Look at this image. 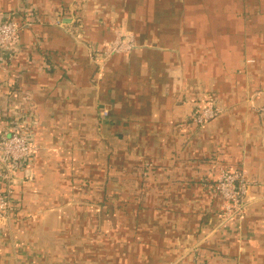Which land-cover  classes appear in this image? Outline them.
Segmentation results:
<instances>
[{
    "label": "crops",
    "instance_id": "crops-1",
    "mask_svg": "<svg viewBox=\"0 0 264 264\" xmlns=\"http://www.w3.org/2000/svg\"><path fill=\"white\" fill-rule=\"evenodd\" d=\"M15 17L0 133L22 116L35 151L0 264H264V0H0ZM222 169L250 183L228 221Z\"/></svg>",
    "mask_w": 264,
    "mask_h": 264
},
{
    "label": "built area",
    "instance_id": "built-area-1",
    "mask_svg": "<svg viewBox=\"0 0 264 264\" xmlns=\"http://www.w3.org/2000/svg\"><path fill=\"white\" fill-rule=\"evenodd\" d=\"M20 21L18 17L0 21V52L15 53L22 28ZM133 47L132 40L128 42L120 37L105 45L101 52L92 54V56L99 64H102L112 56L127 53ZM221 113V108L216 107L213 103L208 104L195 116V123L204 125ZM22 118L19 115L15 116L14 122L0 133V216H5V213H9L11 209L9 191L5 192L2 187L9 189L12 181L30 166L34 158L35 150L29 125ZM249 185L243 171L221 170L216 190L224 202L225 220L242 216L249 207ZM262 185L264 186V182Z\"/></svg>",
    "mask_w": 264,
    "mask_h": 264
}]
</instances>
